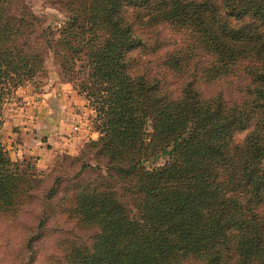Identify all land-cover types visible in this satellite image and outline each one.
<instances>
[{"label":"trees","instance_id":"1","mask_svg":"<svg viewBox=\"0 0 264 264\" xmlns=\"http://www.w3.org/2000/svg\"><path fill=\"white\" fill-rule=\"evenodd\" d=\"M53 1L67 14L56 31L25 0H0V225L43 199L92 233L57 232L40 261L39 218L22 264H264V0ZM47 49L96 112L106 171L40 194L1 128Z\"/></svg>","mask_w":264,"mask_h":264},{"label":"rangeland","instance_id":"2","mask_svg":"<svg viewBox=\"0 0 264 264\" xmlns=\"http://www.w3.org/2000/svg\"><path fill=\"white\" fill-rule=\"evenodd\" d=\"M25 2L37 16L40 27L46 31H56L67 19L66 12L53 0H25ZM44 57L45 70L43 73L33 81L19 86L5 100L1 128L2 141L5 147L8 146L6 149L11 160L23 163L22 168H26L27 164L31 165L33 168L31 172L42 179L38 189L40 194H45L58 177L64 182L81 179L93 180L99 172L104 174L106 171V160L97 153V147L91 143L99 136L95 110L84 94L78 91V87L65 80L53 52L47 49ZM14 119L19 120L18 125H10L9 122ZM44 130L48 131L47 138L50 140L45 138L42 146H73V148L52 151L47 160L43 158L39 160L38 156L13 153L14 148L10 146H14V141L22 143L20 139H25L30 132L40 134L44 133ZM13 132H22L23 136L14 138L12 137ZM74 146H76V151H73ZM164 161L165 158H159L155 161H147L145 164L152 167ZM83 163L90 164L94 169H86L80 177L75 178L76 172ZM61 195L60 190L53 202ZM40 197L45 199L43 195ZM41 201L42 207L35 208V211L29 209L17 222L0 225V264H22L25 261L22 258L25 242L30 235L35 233L39 218L44 216L49 217L48 227L43 231V238L35 243L37 245L31 250L33 253L38 251L36 254L40 261H44L48 254L55 251V241L59 232L62 236V231H66L68 238L81 240L87 239L92 233L90 229H79L73 221L59 214L52 206V201L47 200L49 207L45 205L46 200L41 199ZM27 249L30 250L29 247ZM189 264L204 263L200 260H193Z\"/></svg>","mask_w":264,"mask_h":264},{"label":"crops","instance_id":"3","mask_svg":"<svg viewBox=\"0 0 264 264\" xmlns=\"http://www.w3.org/2000/svg\"><path fill=\"white\" fill-rule=\"evenodd\" d=\"M10 125H18L19 124V120H13L12 122H9ZM42 130V128H39ZM48 135V131L44 130V133H38V132H34L32 131V133L30 132L29 135L24 139H20L22 143H18L17 140L14 141V146H10L12 148H14V154L15 155H29V156H38L40 157L39 160L45 159L47 160L49 158V155L51 154L52 151H58L60 149H71L73 148V146H42L43 145V141L45 138H47ZM18 136L22 137V132H13L12 133V137L14 138H18ZM75 137V136H74ZM24 140V141H22ZM47 140H50V138H47ZM8 147V146H6ZM51 147V149L49 148ZM74 150L76 151V146H74Z\"/></svg>","mask_w":264,"mask_h":264}]
</instances>
